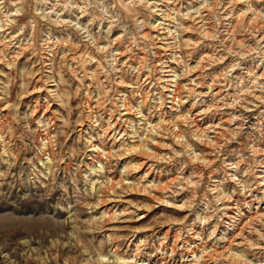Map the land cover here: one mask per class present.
Listing matches in <instances>:
<instances>
[{"label":"rangeland","instance_id":"1","mask_svg":"<svg viewBox=\"0 0 264 264\" xmlns=\"http://www.w3.org/2000/svg\"><path fill=\"white\" fill-rule=\"evenodd\" d=\"M0 264H264V0H0Z\"/></svg>","mask_w":264,"mask_h":264},{"label":"bare ground","instance_id":"2","mask_svg":"<svg viewBox=\"0 0 264 264\" xmlns=\"http://www.w3.org/2000/svg\"><path fill=\"white\" fill-rule=\"evenodd\" d=\"M78 5V4H77ZM85 5V4H84ZM80 7H81V5H80ZM85 8V7H84ZM82 12H83V10H82ZM201 112V111H200ZM197 126V125H196ZM199 127V126H198Z\"/></svg>","mask_w":264,"mask_h":264}]
</instances>
